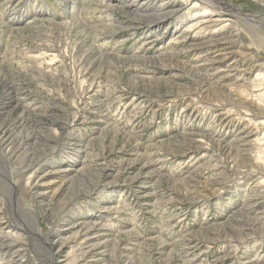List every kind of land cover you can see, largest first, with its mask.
Segmentation results:
<instances>
[{
	"label": "rangeland",
	"instance_id": "obj_1",
	"mask_svg": "<svg viewBox=\"0 0 264 264\" xmlns=\"http://www.w3.org/2000/svg\"><path fill=\"white\" fill-rule=\"evenodd\" d=\"M126 1L0 0V264L11 231L23 264H264V120L231 95L264 76V0H217L220 32Z\"/></svg>",
	"mask_w": 264,
	"mask_h": 264
},
{
	"label": "bare ground",
	"instance_id": "obj_2",
	"mask_svg": "<svg viewBox=\"0 0 264 264\" xmlns=\"http://www.w3.org/2000/svg\"><path fill=\"white\" fill-rule=\"evenodd\" d=\"M189 1L190 0H187V2H189ZM193 1L196 2L195 5H197V6H200V4L202 5L201 7H203L202 8L203 12H202V14L196 16V17H198L197 21L198 20L199 21L198 22L196 21V23L194 22L195 23L194 25H192L190 28L186 29L187 32L190 31L192 28L195 29V27L197 29V27L199 28V26H200V28L201 27H204V28L209 27L210 28L211 26H214V28H218L219 27V29H218L219 31L218 30L217 31L220 32L222 29H226L227 27L230 28L231 26L236 25L237 22H238L237 20H239V21H240V19L243 20L242 16H240L241 12L238 9H234L233 10V8L231 6H228V8H230V9H224V8H222L220 6V4L217 2V0H193ZM130 2H131V0H127L125 5L129 6L131 4ZM152 4H156L157 5L156 9L154 10L153 15L149 14V17H148V18H151V20L149 22L152 25V27H151L152 29L159 27L158 25L161 24L163 20L168 19L171 15L173 16L175 14H178L179 11H182V5H178L176 2H174V0H145V1H143L141 3V5H142L141 7L144 8L145 6L152 5ZM253 25H255V23H253ZM227 32H232V31L229 30ZM233 34H235V33H233ZM212 35H214V34H212ZM210 44L213 45L212 43H209V45ZM228 54H233V53L232 52H228L226 55H228ZM214 59H216V58H214ZM236 63H237L236 61L235 62L233 61V63H231L230 65L227 66V70H225L226 71V76L225 77H228V79H233V80L236 81V79H237L236 76L237 77L240 76V78H241V76H243L242 78L245 80V79H247L246 76L251 74L252 72H254V69L256 68V66H253V67L247 68L245 70H240L241 66L239 64H238V66L235 65ZM234 74H236V75H234ZM198 77H200V76L198 75ZM261 78L263 79L262 82H261V85H257L258 82L260 81L259 79H261ZM262 86L264 87V76L263 75H262V77L258 76L257 79H256V82H253V83H251L249 85L247 84V86L245 87V93L248 95L249 99H244V97H242L239 94L237 95V93L236 94L235 93H231V95L232 96H236V98L239 96L238 97L239 99L236 100V101L239 102L241 110H239V112L237 111L238 113L236 115L238 116V119H237L238 121L236 123L237 124L245 123V126L248 125L249 127H251V131L248 134H251V132H252L253 126L251 124L253 122H254V126H258L257 122L259 120H262V119L264 120V106L257 105L256 103L254 104L255 95H253L254 88H256V87L257 88H261ZM201 89L204 90L203 88H201ZM210 90L211 89L209 88L208 91H210ZM250 97H252V98H250ZM233 121H235V120H233ZM260 127L264 128V121L260 122ZM247 129H249V128H247ZM256 132H257V130H256ZM6 136H7V133H5L4 131L1 130V132H0V141L1 140H3V141L7 140L8 141V138ZM255 145H257V144H255ZM263 146H264V144H263ZM259 149L262 151V153H264V147L261 146V148H260V146H259ZM19 174H22V172L19 171ZM7 235H8V238H11V241L7 242V243H3V245H1V246L3 248L4 247L9 248L11 246L12 249H13V255L11 256L12 257V261L11 262H7L6 264H23L24 263L23 259H25V256H26L25 253H24V250H23L24 245L20 244V242H19L20 239L18 238L17 233L15 231H11ZM59 240H60V242H62V239H59ZM59 240L55 241V243H60ZM79 246H81V245H79ZM60 248H62V246ZM81 250H82V246H81ZM83 250H84V248H83ZM87 252H89V251H87ZM55 259H57L56 255L53 258L52 263L55 262Z\"/></svg>",
	"mask_w": 264,
	"mask_h": 264
}]
</instances>
